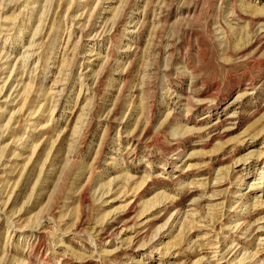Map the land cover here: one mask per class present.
Here are the masks:
<instances>
[{"label": "rangeland", "instance_id": "obj_1", "mask_svg": "<svg viewBox=\"0 0 264 264\" xmlns=\"http://www.w3.org/2000/svg\"><path fill=\"white\" fill-rule=\"evenodd\" d=\"M0 264H264V0H0Z\"/></svg>", "mask_w": 264, "mask_h": 264}]
</instances>
